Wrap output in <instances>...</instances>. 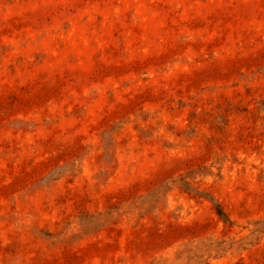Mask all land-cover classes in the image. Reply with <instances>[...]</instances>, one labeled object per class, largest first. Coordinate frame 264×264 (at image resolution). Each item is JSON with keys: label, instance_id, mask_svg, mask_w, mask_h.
Instances as JSON below:
<instances>
[{"label": "rangeland", "instance_id": "374dc122", "mask_svg": "<svg viewBox=\"0 0 264 264\" xmlns=\"http://www.w3.org/2000/svg\"><path fill=\"white\" fill-rule=\"evenodd\" d=\"M0 264H264V0H0Z\"/></svg>", "mask_w": 264, "mask_h": 264}]
</instances>
